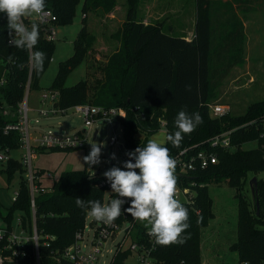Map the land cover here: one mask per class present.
<instances>
[{
    "label": "trees",
    "instance_id": "1",
    "mask_svg": "<svg viewBox=\"0 0 264 264\" xmlns=\"http://www.w3.org/2000/svg\"><path fill=\"white\" fill-rule=\"evenodd\" d=\"M79 3L81 0H46V9H51L56 15L55 25H65L73 21ZM82 3L83 26L75 39L74 53L60 62L54 82L49 87L59 92L55 103L57 108L67 109L79 104L124 108L126 115L121 119L123 137L125 145L131 148L145 146L149 136L161 128L162 120L166 122V134L174 133L177 130L174 121L180 110L185 109L189 114L199 112L203 122L191 134L183 136L179 147L165 141L164 146L169 148L171 155L218 132L236 128L232 134L233 147L215 150L218 161L195 173L198 183L204 185L195 187L197 194L192 196L191 202H181L190 217V228L183 234L185 242L171 246L157 245V264H201L202 228L214 215L212 198L208 194L209 185L223 183L236 188L238 197L237 241L231 249L237 251L240 264H264V181L258 179V192L252 198L253 210L247 208L241 194L249 176L264 171V99L251 103L243 114L228 112L221 116L211 115L209 104L214 103L216 98L210 68L212 0H196V34L190 41L165 32L161 23L145 24L138 20L140 0H127V16L113 34L119 45L102 66V78L93 91L89 81L92 71L88 64L85 78L71 86L66 85L65 80L87 59L96 41L88 28V13L97 10L111 13L117 0H82ZM222 4L232 6L225 2ZM236 20L238 24L224 34L223 49L227 48L226 41L237 31L238 38L243 37L242 22L239 18ZM34 22L39 25V39L32 51L45 53L44 69L39 73L30 65L28 50L9 45L7 19L0 14V151L9 154L21 148V133L19 130L6 133L5 125L20 121L27 84L29 89L39 88L40 76L52 60L55 48V40L46 36L49 25L25 18L29 28ZM21 64L23 67H18ZM186 85H191L190 92L186 91ZM254 119L256 121L251 123ZM250 141H256L257 146L244 148L243 144ZM16 171L21 173L22 180L19 194L5 213L0 202V221L10 231L14 212L20 210L23 212L20 215L22 226L30 232L34 217L28 180L23 177L25 167L19 158L11 156L0 169L8 179ZM44 171L36 170L40 175ZM97 182L98 178L91 177L87 169L65 171L49 187L50 190L39 192L35 200L39 249L36 251L33 240H28L23 247L24 252L13 255L11 249L4 248L7 239L0 240V253L7 258L6 264H35L37 253L41 264H74L64 257V251L75 242L76 234L84 229L88 215L84 209L77 207L75 199L79 197L103 203L106 189L98 186ZM38 184L42 185V181L39 180ZM128 255L129 251H118L110 264H126Z\"/></svg>",
    "mask_w": 264,
    "mask_h": 264
},
{
    "label": "rangeland",
    "instance_id": "2",
    "mask_svg": "<svg viewBox=\"0 0 264 264\" xmlns=\"http://www.w3.org/2000/svg\"><path fill=\"white\" fill-rule=\"evenodd\" d=\"M151 2H154L155 8L160 11L154 12V16H159L164 20H175L177 14L182 13V6L185 5L187 11L196 6V0H140L137 9V19L148 18ZM239 5V13L243 16V37L238 38V31L226 41L227 48H221L224 45V34H227L237 20H228L224 24L218 20V15H228L234 11L228 8L224 10L222 3ZM81 3L77 5L73 21L65 25H56L55 48L52 54V60L49 62L43 74L40 76L39 88H32L28 91L26 104L28 106V128L31 141L33 137L42 136L51 132L54 135L73 136L78 130L83 134V146L63 149L55 148L49 150L34 149L33 168L45 170L42 175V186L49 187L53 185L62 172L71 170L87 169L93 173L100 172L101 175L113 166L122 168L123 151L120 146H124V137L122 125L119 124L115 134L119 137L118 144L109 147L110 125L103 121H96L94 126L85 125L84 116L74 108H69L63 112H49L44 115L41 109L49 110L52 103L49 99L42 101V93L48 90L54 82L60 62L68 59L74 53L75 39L83 26V10ZM213 14L215 22L213 24V39L211 47V82L213 84L216 98L214 103H225L230 106V113L233 115L243 114L247 107L261 99H264V0H212ZM127 0H117V5L111 13V17L102 10L91 11L87 15L88 28L90 33L95 36V43L87 59L83 60L78 67L72 70L66 77L65 84L68 86L76 84L79 80L85 78L87 64L90 66L92 74L89 76L92 91L95 90L97 82L102 78V66H104L108 56L113 53L119 42L113 38V34L118 30L127 16ZM188 16V14H187ZM150 17V16H149ZM34 19L35 15L28 17ZM156 20V17H151ZM222 18V17H221ZM223 29H226L225 31ZM241 41H240V40ZM103 127L102 131L101 128ZM96 129L98 134L94 136ZM166 128H161L149 136V139H158L162 143L166 141ZM104 145L101 149V163L89 166L83 160L91 149V143ZM256 141H250L243 144L244 148L256 147ZM132 149L130 151H134ZM23 149L12 150L11 156L21 158ZM115 153L116 159H110L111 154ZM6 161L0 160V169ZM52 175L49 176L48 174ZM256 176L259 181H264V171L258 172ZM23 177H28V172L23 173ZM253 177L250 175L246 184L242 187L241 194L249 210L254 209L253 196L251 194L249 181ZM259 182V183H260ZM22 183L21 173L16 171L8 179L7 175L0 172V202L2 203V212L5 213L12 205L14 196ZM110 191L106 190L104 195V204L107 203ZM209 196L212 198V210L214 215L210 218L207 227L204 230V236L216 238V244H213V250L208 248L202 254L201 264H240L238 253L230 249V244L237 239L238 223V197L237 189L223 184H210ZM184 198V197H183ZM23 212L15 210L12 221V233L16 236L22 233V228L18 224L17 218ZM94 220L87 215V227L84 232V241L87 251L92 246L95 228L91 222ZM96 222V225L99 222ZM3 222L0 221V224ZM124 237V231L121 230L117 236L110 238L103 244V254L100 256V263H108L115 254L116 246L120 244ZM205 237V238H207ZM212 239H209V242ZM204 242V237H203ZM204 242V247L206 246ZM131 238H127L123 245L128 246ZM135 258L130 257L127 261L133 262ZM137 259V258H136Z\"/></svg>",
    "mask_w": 264,
    "mask_h": 264
},
{
    "label": "built area",
    "instance_id": "3",
    "mask_svg": "<svg viewBox=\"0 0 264 264\" xmlns=\"http://www.w3.org/2000/svg\"><path fill=\"white\" fill-rule=\"evenodd\" d=\"M36 20L41 22L42 24L49 25L46 36L50 40H55V24L56 15L51 9H45V15L43 19L36 17ZM29 83L27 84L26 93L29 91ZM27 94H25L24 99L21 103L20 108V121L18 123H8L5 125V132H9L10 130H19L21 133V149H23V153L21 158H19L20 162L25 167V171L28 172V184L30 190V201L32 214L34 217L32 231H28L26 228L22 226L21 217L17 218L18 224L22 228V233L18 236L12 233V229L10 231L7 230V227L0 224V240L7 239V243L4 245V248L11 249L13 255H17L20 252H24L23 247L25 246V242L28 240H33L35 244V249L38 251L39 249V239L40 235L38 234L36 224H35V212H36V195L41 191L50 190L49 187H45L38 184L39 180H42V175L37 174V172L33 168V157H34V149L38 148H63V149H72L83 146V134L81 131H76L73 136H61L54 135L51 132L48 134H43L42 136L33 137V141L30 138V132L28 128V116L27 110L28 106L26 104ZM42 101L49 99L52 103V108L49 110L41 109V113L46 115L49 112L57 113L63 112L65 113L67 109H59L55 106V103L59 99V92L57 90L48 89L43 91ZM77 112L81 113L84 116L85 125L88 127L94 126L96 121H103V123H108L110 125V141L109 147H112L119 143L120 139L115 134V130L119 126L122 125L121 119L125 117L126 110L122 107H112V108H104L102 106L90 105V104H79L74 107ZM210 113L212 116H221L230 112V106L225 103H212L209 104ZM4 113H7V110H4ZM256 119L251 120V123H254ZM165 120H162V125L165 126ZM245 125V124H244ZM264 127V121H263ZM103 127L101 128L102 131ZM123 129V125H122ZM236 130V128H231L227 130H223L211 136L200 143H194L189 146H186L180 149L177 153L172 155V157L177 161V167L175 170V175L177 177V192L176 198L180 202H191V198L193 193L196 191L195 187L200 185H204L203 183H198L195 173L206 169L210 164L216 163L218 161V154L215 151L219 148H231L232 144V134ZM98 134L99 129H96ZM123 151L122 155V168L123 163L128 160V156L126 153L130 152L132 149L127 147L124 142V146H120ZM11 157V154L6 153L5 151H0V160L7 161ZM134 162V161H133ZM139 170H137L138 172ZM91 177L95 176L98 178L97 185L109 190L111 193L108 196L107 203L110 202L111 199L118 198L117 194L112 192L110 183L101 175L100 172L93 173L89 171ZM49 176L52 174L49 173ZM19 191L16 192L14 199L17 198ZM184 197V198H183ZM106 203V204H107ZM104 204V200L103 203ZM130 204V200L126 199L124 208H127ZM92 227L95 228L94 238L92 240V246L84 251V247L86 243L83 244L84 241V232L87 227V221L83 230L79 231L76 234V240L73 244L68 246L64 251V257L68 260L72 261L74 264H101L100 256L103 254V244L110 238H114L118 235V233L123 230L124 237L120 244L116 246L115 254L112 256L111 260L106 263L110 264L114 259V256L118 251H129L128 258L125 259L126 264H157V259L155 257V250L157 248V244H155L154 238L148 235V229L144 226L143 223L134 220L131 215L122 212L121 216L117 218L112 224H104L99 222L96 225L95 220L91 222ZM49 237V235H46ZM54 239V236H51ZM127 238H131V243L128 246L123 245ZM48 244V241H46ZM133 257L135 258L133 262H128L127 260ZM137 258V259H136ZM7 258L0 253V264H6ZM10 264V263H9ZM35 264L40 263V257L37 253Z\"/></svg>",
    "mask_w": 264,
    "mask_h": 264
},
{
    "label": "clouds",
    "instance_id": "4",
    "mask_svg": "<svg viewBox=\"0 0 264 264\" xmlns=\"http://www.w3.org/2000/svg\"><path fill=\"white\" fill-rule=\"evenodd\" d=\"M45 9L46 0H0V14L7 19L9 45L28 50L30 65L37 73L43 71L45 62V53L32 51L38 43L39 25L34 22L29 28L25 18L35 15L43 19ZM185 89L190 92L191 85H186ZM202 122L199 112L189 114L185 109L180 110L174 121L177 130L168 134L166 141L179 147L183 136L191 134ZM103 146L91 143L89 154L83 157L84 162L89 166L100 164ZM126 155L128 160L123 163V168L113 166L103 173L118 198L102 204L99 200L85 201L76 197L77 207L84 209L97 222L108 225L122 212L127 213L144 224L155 244H183L186 239L183 234L190 228V217L188 209L176 198L177 161L169 148L158 139H149L145 146H138ZM110 159H116L115 153ZM126 199L130 204L124 208Z\"/></svg>",
    "mask_w": 264,
    "mask_h": 264
},
{
    "label": "crops",
    "instance_id": "5",
    "mask_svg": "<svg viewBox=\"0 0 264 264\" xmlns=\"http://www.w3.org/2000/svg\"><path fill=\"white\" fill-rule=\"evenodd\" d=\"M152 1H154V0H152ZM148 6L150 7V10H148L149 11L148 12L149 13L148 18H145V19L141 18L140 21L144 22L145 24L161 23L162 29L169 34L183 37L189 41L194 39L195 34H196L195 33V27H196V21H197V6H195L194 8L189 10V12H188L187 11L188 9H186L185 5H183L182 6V13L177 14L175 16L177 19H175V20L160 19L161 13H159V16H154V12L160 11V9H158V7L155 8L156 6H155L154 2L150 1V4ZM238 7H239V5H237V4H232V6L222 5V8H224V10L228 11V8H229L230 11H234V12L229 13L228 15H224L225 13L222 15L220 14V15H218L219 16L218 20L223 24L225 22H228V20H232V19L236 20L237 18H239L242 21L243 16L239 13ZM111 13H107L109 15V17H111ZM187 14H188V16H187ZM151 17H156L155 18L156 20H153ZM211 20H212V30H213V24L215 22V15L213 14V6L211 7ZM223 30L225 31L226 29H223ZM212 39H213V31H212ZM205 227H207V226H205ZM205 227H203V229ZM237 228H238V223H237ZM203 229H202V236H201V257L205 251H208V248L212 249L213 244H216V241H217L216 238L213 239V238H209L207 236H204V230L205 229L204 230ZM203 237H204V242L207 240V242L205 243V245H206L205 247H204ZM205 237H207V238H205ZM209 239H212V240L209 242ZM236 241H237V239L229 245L230 249H231L232 244L235 243Z\"/></svg>",
    "mask_w": 264,
    "mask_h": 264
},
{
    "label": "water",
    "instance_id": "6",
    "mask_svg": "<svg viewBox=\"0 0 264 264\" xmlns=\"http://www.w3.org/2000/svg\"><path fill=\"white\" fill-rule=\"evenodd\" d=\"M97 131H95L94 136H96ZM249 186L251 190V194L253 197L257 195L258 192V178L256 176H253L250 181H249ZM197 193L196 191L193 193V196H195ZM257 206H258V211H259V202L257 200Z\"/></svg>",
    "mask_w": 264,
    "mask_h": 264
}]
</instances>
